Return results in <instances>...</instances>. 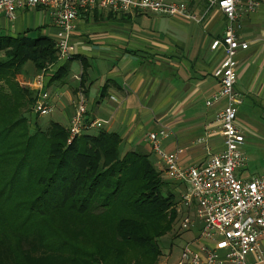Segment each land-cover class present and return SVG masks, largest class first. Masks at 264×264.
Returning a JSON list of instances; mask_svg holds the SVG:
<instances>
[{
    "label": "crops",
    "instance_id": "0c3cea01",
    "mask_svg": "<svg viewBox=\"0 0 264 264\" xmlns=\"http://www.w3.org/2000/svg\"><path fill=\"white\" fill-rule=\"evenodd\" d=\"M165 1L186 3L199 20L143 10L83 12L71 31L73 58L61 62L67 67L64 81L46 88L54 105L50 120L68 128L82 91L86 118L105 120L102 128L118 133L126 151H151L160 162L146 137L165 126L173 134L161 139V149L170 153L178 147L182 164L201 163L223 149L212 122L224 100L211 107L205 100L220 87L213 72L223 52L210 45L224 35L228 21L217 6L209 7V0ZM238 21L236 33L249 47L236 56L235 87L242 99L236 121L245 136L241 150L249 162L254 155L264 158V3ZM55 32L45 8H17L13 19L0 12V35L54 39ZM261 163L257 172L262 171L263 159ZM238 176L249 177H243V170ZM260 250L262 257L249 254L247 264H264V237Z\"/></svg>",
    "mask_w": 264,
    "mask_h": 264
},
{
    "label": "trees",
    "instance_id": "16d2710c",
    "mask_svg": "<svg viewBox=\"0 0 264 264\" xmlns=\"http://www.w3.org/2000/svg\"><path fill=\"white\" fill-rule=\"evenodd\" d=\"M0 53L7 55L0 61V247L16 264H31L25 254L34 239L90 264H157L161 238L179 220L173 189L180 183L164 178L151 151H126L116 132L99 128L67 142L68 128L38 119V91L17 77L27 64L36 76L55 64L46 88L64 81L53 38L0 35ZM65 216L90 237L109 226L112 241L96 252L81 248L64 236Z\"/></svg>",
    "mask_w": 264,
    "mask_h": 264
},
{
    "label": "built area",
    "instance_id": "2783aa9c",
    "mask_svg": "<svg viewBox=\"0 0 264 264\" xmlns=\"http://www.w3.org/2000/svg\"><path fill=\"white\" fill-rule=\"evenodd\" d=\"M264 0H209V7L217 6L226 16L228 24L221 38L213 39L211 50L222 49L223 58L213 76L219 81V90L211 94L205 104L209 107L224 100L223 107L215 113L212 124L223 139V149L212 154L204 162L182 164L181 150L165 153L161 139L173 134L163 126L147 134L146 140L152 151L160 158L168 178L184 184L187 192L183 204L194 208V216L185 214L182 228L197 233L181 246L178 261L174 264H247V256L262 257L260 241L264 237V158L262 171L242 178L238 172L247 165L241 150L245 136L238 125V107L242 102L236 90V56L239 50L249 47L236 33L239 18L243 13L256 10ZM22 7H42L49 11L56 32L54 36L58 62L73 58L70 42L71 31L83 12L102 8L116 12L143 10L170 17L199 20L184 2L165 0H0V12L13 19L15 10ZM55 64L47 66L35 77L38 91L33 111L38 116L53 112L54 105L46 89V80ZM82 72L76 75L81 80ZM86 98L79 91L74 114L71 116L67 142L92 129L102 128L106 121L86 118ZM211 124V125H212ZM210 131L208 133H211ZM180 210V209H178Z\"/></svg>",
    "mask_w": 264,
    "mask_h": 264
},
{
    "label": "rangeland",
    "instance_id": "374dc122",
    "mask_svg": "<svg viewBox=\"0 0 264 264\" xmlns=\"http://www.w3.org/2000/svg\"><path fill=\"white\" fill-rule=\"evenodd\" d=\"M6 58L7 55L5 53H0V61L5 60ZM34 75V70L30 67L29 64H27L18 74L17 78L21 83L26 84L31 90H33L35 89ZM51 118V115H46L42 117L38 116V119L42 120L43 122H46ZM94 131H96V129H92L91 132ZM152 159L156 164L157 168L162 171L164 178H167L162 162L156 160V157L154 155ZM262 159L260 154L254 155L249 162L247 161V165L241 169L243 170V177H248L260 173L257 171H260L259 168L262 164ZM173 192L177 195L175 208L178 212L179 220H177V222L173 226V230L171 231V233L161 238V245L163 246V255L157 264H174L176 261H178L181 252V246L184 244L185 241L192 239L197 233L196 228H191V230L188 231L182 228V220L185 214H187V212H189V214L191 213V215L195 217L194 208H187L182 203L183 195H185V193L187 192L186 185H177V187L173 189ZM58 224L60 225L65 237L75 239L76 244L84 249H90L96 252L97 250H99V248H102V244L107 245L110 241H112V239L110 238V228L109 226L105 227V224L103 222H101V226L103 227V229L105 227V229L98 237H90L89 235L79 233V227H77V224L74 222L73 218L68 216L63 217L60 221H58ZM25 256L26 258H28L31 264H90V261L88 259L46 250L42 247L40 239H34V243L27 250ZM0 261L2 262V264H16L13 263V260L9 255L6 254L2 246L0 247Z\"/></svg>",
    "mask_w": 264,
    "mask_h": 264
}]
</instances>
